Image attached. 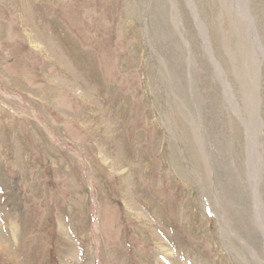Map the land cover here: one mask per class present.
<instances>
[{
    "label": "rangeland",
    "instance_id": "rangeland-1",
    "mask_svg": "<svg viewBox=\"0 0 264 264\" xmlns=\"http://www.w3.org/2000/svg\"><path fill=\"white\" fill-rule=\"evenodd\" d=\"M246 2L0 0V264H264Z\"/></svg>",
    "mask_w": 264,
    "mask_h": 264
},
{
    "label": "bare ground",
    "instance_id": "bare-ground-1",
    "mask_svg": "<svg viewBox=\"0 0 264 264\" xmlns=\"http://www.w3.org/2000/svg\"><path fill=\"white\" fill-rule=\"evenodd\" d=\"M235 2V1H234ZM238 4H239V10H240V13H241V15H242V17L245 19V21H246V23H247V25H248V29L249 30H251V22H250V20H251V18H250V16H249V13H248V9H247V2H246V0H238ZM235 7V6H234ZM256 38V37H255ZM254 38V39H255ZM254 44V43H253ZM254 57H256V56H258V58L260 57V58H264V53L262 52V49H259L258 47H257V45H255L254 44ZM233 56H234V54H233ZM261 59V60H262ZM230 101V100H229ZM247 129H248V127H246ZM249 135V134H248ZM251 143H252V145L250 144L249 146H250V148H249V175H250V180H251V182H253V181H255V177H256V175H252V170H253V172H254V168L256 167H254L253 168V166H254V163H255V160H254V158H255V145H254V142L253 141H251ZM257 165H258V163H256ZM255 173V172H254ZM251 176H253V177H251ZM254 179V180H253ZM255 199H256V201H255V217H256V219H257V222H258V224L260 225V226H262L263 224H262V222H261V218H260V208H259V205H258V202H257V198H256V194H255ZM263 218V217H262ZM263 228H264V226H262ZM96 231V230H95ZM94 231V232H95ZM96 233V232H95ZM161 245V244H160ZM162 248H163V246L162 247H160V246H157V251H158V253H160V252H164L163 250H162ZM1 249V248H0ZM2 252V251H1ZM5 252V251H4ZM167 252V251H166ZM3 253V252H2ZM168 253L169 252H167L166 254L168 255ZM169 256V255H168ZM97 257V256H96ZM191 259V258H190ZM197 261V260H196ZM191 264V263H190ZM199 264V263H198Z\"/></svg>",
    "mask_w": 264,
    "mask_h": 264
}]
</instances>
